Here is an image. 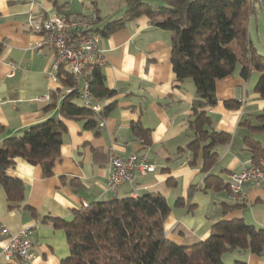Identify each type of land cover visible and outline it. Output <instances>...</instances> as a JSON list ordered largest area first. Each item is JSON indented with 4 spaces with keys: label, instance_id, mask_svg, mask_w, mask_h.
Here are the masks:
<instances>
[{
    "label": "crops",
    "instance_id": "crops-1",
    "mask_svg": "<svg viewBox=\"0 0 264 264\" xmlns=\"http://www.w3.org/2000/svg\"><path fill=\"white\" fill-rule=\"evenodd\" d=\"M127 7L126 0H0V142L50 118L65 126L52 175L45 176L40 165L21 157L6 171L24 182L25 199L11 208L0 184V264H62L70 248L66 230L57 221H71L75 210L96 201L147 192L166 197L171 210L164 219L165 233L178 244L205 240L213 224L224 219L243 218L264 227V186L248 185L241 198L234 197L228 186L233 171L253 162L246 138L262 143L254 135L260 129L253 127L264 111V97L255 89L260 73L254 70L245 79L238 62L232 74L217 81L218 102L207 108L211 127L231 133L232 139L216 147L217 162L204 171L201 151L196 154L188 148L194 139L190 119L196 86L191 79L178 80L173 70V32L140 15L103 34L109 23L124 17ZM49 13L98 17L94 29L107 57L101 70L106 86L116 91L97 99L105 107L102 126L101 119L90 128L87 115L69 117L61 112L69 84L62 80L65 74L58 80L49 77L55 49L46 43L45 31L34 26ZM73 100L83 105L81 98ZM135 124L142 127L141 133L134 131ZM110 148L122 156L145 152L156 170L138 174L115 194L107 185ZM209 174L222 181L203 190ZM25 228L32 230V259L7 260L2 247L10 234ZM222 258L228 264L236 259L264 264V252L235 249Z\"/></svg>",
    "mask_w": 264,
    "mask_h": 264
},
{
    "label": "trees",
    "instance_id": "trees-1",
    "mask_svg": "<svg viewBox=\"0 0 264 264\" xmlns=\"http://www.w3.org/2000/svg\"><path fill=\"white\" fill-rule=\"evenodd\" d=\"M126 2L124 17L109 23L103 34L112 33L126 20L140 15H147L155 26L173 32V70L178 80L191 79L196 86L190 119L194 139L188 148L196 154L201 151L203 170L207 171L217 162L216 147L232 139L231 133L211 127L212 118L207 108L218 102L217 81L232 74L240 62L245 79L254 70L260 73L255 89L264 97V55L258 52L250 37L251 17L258 5L254 0ZM92 74L91 91L96 100L116 93L106 86L100 67H94ZM59 75L67 84L73 82L67 70L62 69ZM75 98H78L76 92L66 95L61 105L62 114L69 117L87 115L86 126L96 127L105 112L96 113L77 104ZM225 103L231 106L233 101ZM258 118L263 125L253 127L264 130V111ZM64 128L61 121L50 118L31 125L21 136L7 137L0 142V184L6 190L11 208L19 207L24 201L25 185L21 179L9 176L7 169L21 157L40 165L45 176L52 175L60 155ZM133 129L137 133L143 131L138 124L133 125ZM246 142L253 162L259 163L264 158V146L250 137ZM221 181L220 176L209 174L203 190ZM170 210L166 197L153 192L96 201L77 209L71 221H57L66 230L70 248L62 264H228L222 258L227 251L240 249L263 255L264 227H257L243 218L217 221L205 240L190 245L178 244L167 238L164 229V219ZM231 264L247 262L236 259Z\"/></svg>",
    "mask_w": 264,
    "mask_h": 264
},
{
    "label": "built area",
    "instance_id": "built-area-1",
    "mask_svg": "<svg viewBox=\"0 0 264 264\" xmlns=\"http://www.w3.org/2000/svg\"><path fill=\"white\" fill-rule=\"evenodd\" d=\"M256 5L264 7V0H254ZM98 17H68L61 13H49L41 21L34 24L45 31V41L55 49V61L49 71V77L58 80L60 71L67 70L73 82L66 87V94L76 92L83 101V106L96 113H103L105 107L98 102L91 91L92 69L102 67L107 62L106 51L99 46V35L95 32ZM49 98V96H46ZM104 124V117L100 125ZM111 169L107 178L108 189L117 193L120 185L133 183L138 174L143 175L156 170V164L145 152L122 156L110 148ZM248 185L264 186V160L259 163H248L240 171L230 174L229 186L231 194L236 198L246 195ZM87 206V205H86ZM4 233L8 230L5 228ZM32 230L25 228L12 233L2 247L1 253L7 260H31L30 247Z\"/></svg>",
    "mask_w": 264,
    "mask_h": 264
},
{
    "label": "rangeland",
    "instance_id": "rangeland-1",
    "mask_svg": "<svg viewBox=\"0 0 264 264\" xmlns=\"http://www.w3.org/2000/svg\"><path fill=\"white\" fill-rule=\"evenodd\" d=\"M250 37L258 52L264 55V9H261L259 6L256 7V10L251 17ZM256 125H263V123L261 121L257 122L256 120V122L253 123V126ZM254 135L258 139L261 138L264 145V130H258V133H254Z\"/></svg>",
    "mask_w": 264,
    "mask_h": 264
}]
</instances>
